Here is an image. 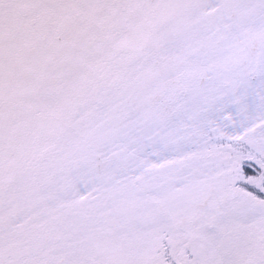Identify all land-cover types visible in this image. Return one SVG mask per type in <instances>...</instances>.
<instances>
[{
  "label": "snow or ice",
  "instance_id": "6c2138e0",
  "mask_svg": "<svg viewBox=\"0 0 264 264\" xmlns=\"http://www.w3.org/2000/svg\"><path fill=\"white\" fill-rule=\"evenodd\" d=\"M0 264H264V0H0Z\"/></svg>",
  "mask_w": 264,
  "mask_h": 264
}]
</instances>
